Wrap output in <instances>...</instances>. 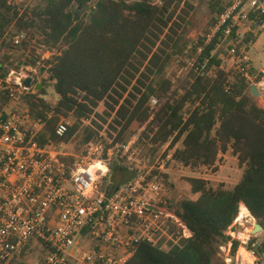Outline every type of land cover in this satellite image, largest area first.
<instances>
[{"label": "trees", "instance_id": "1", "mask_svg": "<svg viewBox=\"0 0 264 264\" xmlns=\"http://www.w3.org/2000/svg\"><path fill=\"white\" fill-rule=\"evenodd\" d=\"M229 5L230 0H205L197 6L194 0H42L22 10L11 0H0V37L9 31L14 37L24 36L17 48L5 41L0 54L27 51L36 39L47 53L57 52L46 63L58 102L45 100L47 81L40 91L22 95V107L33 119L46 120L52 114L41 134L44 144L59 142L57 124L62 116L73 115L77 123L62 141L68 147L78 136L80 145H87L101 126L93 121L94 128L81 130V120L90 118L100 102L110 99L119 105L124 99L115 124L128 129L140 123L145 127L143 140L176 149L175 160L216 170L219 156L231 151L243 169L242 179L231 189L189 178L190 194L196 198H185L171 209L193 236L168 251L141 244L126 264H213L241 204L264 228V108L240 74L232 79V72L222 68L215 52L223 31L208 41ZM204 6L210 22L192 40L191 32L200 27L199 7ZM4 58L10 60L8 54ZM30 62L38 64L35 57ZM173 62L183 72L176 81L166 75ZM11 67L20 69L17 62ZM9 73L0 61V76ZM11 94L2 92L3 105ZM152 97L158 100L153 110L148 106ZM179 144L182 147L176 148Z\"/></svg>", "mask_w": 264, "mask_h": 264}, {"label": "built area", "instance_id": "2", "mask_svg": "<svg viewBox=\"0 0 264 264\" xmlns=\"http://www.w3.org/2000/svg\"><path fill=\"white\" fill-rule=\"evenodd\" d=\"M221 31V42L228 41L222 68L231 64L250 94L256 86L264 98V69H257L249 55L264 38V0H230L213 37ZM15 74L0 76V264H126L141 244L168 251L193 236L165 200L164 175L173 155L146 165L126 182H114L115 168L132 160L130 143L110 141L99 132L83 152H70L62 139L71 125L62 119L55 128L59 142L44 144L41 134L52 114L35 120L28 109L15 107L30 91L23 76L13 82ZM5 90L12 94L3 105ZM150 103L155 107L158 100L152 97ZM92 119L95 115L81 123L94 128ZM243 206L224 233L228 241L217 248L220 264H264V241L258 240L264 230L254 233V217L251 226L248 218L240 220ZM41 249L45 254L29 262Z\"/></svg>", "mask_w": 264, "mask_h": 264}, {"label": "rangeland", "instance_id": "3", "mask_svg": "<svg viewBox=\"0 0 264 264\" xmlns=\"http://www.w3.org/2000/svg\"><path fill=\"white\" fill-rule=\"evenodd\" d=\"M201 1H205V0H194V3L197 6ZM41 2L42 0H11V3L13 5L18 6L22 10L28 8H34L37 5L41 4ZM198 18L201 20L200 27L191 32L189 37L192 40H195L198 34L202 32L204 29H206V27L210 22V12L206 6L199 7ZM214 28L212 29L211 33L208 36V41H211L212 38H214L213 37ZM11 32L12 31H9L6 35L0 37V46L6 41L10 43L13 48H17L16 46H18L19 43L17 44L16 41L17 40L20 41L22 38H24V36L20 35L18 37H14ZM210 36L212 37L209 40ZM227 45H228V41L219 43L215 52L225 60H228ZM56 53H57L56 51H54V53L52 54L47 53V47L42 45L39 39L38 40L36 39L30 42V44L27 47V51L23 52L16 49L13 50L12 52L8 50L2 51V53L0 54V61L6 63L10 72L15 71L17 73L12 76L13 82L18 80V78L21 76H23V78L33 77L34 87L30 89V91L26 92L24 95L33 92V90H35L34 93L37 92L35 89L36 84L42 85V82L47 81L46 83L47 95L44 96V98L46 101L56 104L59 100V96H57V94L54 91L53 81L52 79H50L51 76L48 71L49 67L46 63L47 61L52 60ZM5 54H8L10 56V60L8 61L5 60L4 58ZM32 57H35L38 60L37 66H33L31 64L30 59ZM260 59L262 58L258 57L256 60L259 61ZM12 62H17V66L20 69L17 70L11 67ZM26 64H29L28 67ZM223 67H224L223 69L226 70L227 72H232L231 77L236 74L235 71L233 72V68L231 64L225 63ZM166 75L167 77L175 81L183 77V72L178 62H173L170 65L168 71L166 72ZM125 96H127V94ZM79 97L81 98V96ZM254 99L257 101L259 107L264 108V98L259 97ZM123 102L124 99L120 101L119 105H116L114 101L110 99L100 102L99 105L96 108H94L93 115H95V120L92 119L93 127L95 126L93 121H96L98 125L101 126L99 132L105 134L110 141L130 143V145L132 146V150H131L132 154L130 155L132 160L122 164V166L125 168L124 171L114 170L115 177L113 181L116 183H123L132 179L136 175L142 173L145 170L144 167L146 165L151 166L158 159L163 160L168 155H173L174 158V153L176 150V149L170 150L169 145L157 148L147 140H143L142 133L145 127L138 122H134L128 129L124 128L123 123L122 125H116L114 122L116 118V113L120 108V106L123 104ZM22 105H18L15 107L21 109ZM110 106L114 107L115 110L113 111ZM148 106L150 107L151 110L155 108L151 105L150 102L148 103ZM62 119L68 121L71 126L77 123V120L73 117V115L69 117L62 116L61 120ZM80 124H81L80 125L81 130H84L86 126H83L82 123ZM113 125L115 126L116 129H113L112 127ZM79 142L80 141L78 139V136L73 137L67 149L70 152H75L74 150L79 148L78 152L79 153L83 152L86 148V145H80ZM181 147L182 145L179 144L176 148H181ZM242 175H243V169L239 166L237 158L232 154L231 151H229L225 155L221 154L219 156L216 170L214 168L205 167V166H192V165L188 166L174 159V162L169 163L168 171H166L164 175L168 188V195L165 199L167 206L171 208L177 202L182 201L185 198H192V199L196 198L195 196H192L190 194V185L188 182L189 178H199L206 180L210 187L216 188L220 185H224L227 189H231L240 182V180L242 179ZM109 182L110 179L105 180V185H109ZM258 240L260 242L264 241V233L258 238ZM44 254L45 252L43 249L40 250L39 256L35 252H32L31 255L28 257V260L29 262H36L40 259V255L43 256ZM214 262L215 264H220V262L217 259H215ZM14 264L17 263L14 262Z\"/></svg>", "mask_w": 264, "mask_h": 264}, {"label": "water", "instance_id": "4", "mask_svg": "<svg viewBox=\"0 0 264 264\" xmlns=\"http://www.w3.org/2000/svg\"><path fill=\"white\" fill-rule=\"evenodd\" d=\"M27 67L29 64H26ZM22 84L25 85L27 88L32 89L34 87V79L33 77H27V78H23L22 79ZM42 88L41 84H36L35 89L36 91H40V89ZM251 95L254 98H259L260 97V93L257 89L256 86H252L251 87ZM111 181V178H110ZM113 189V185L110 186V191ZM253 224V218H249L246 222V225L251 226ZM264 228L260 223H256L255 224V229H254V233H257L259 231H263Z\"/></svg>", "mask_w": 264, "mask_h": 264}, {"label": "crops", "instance_id": "5", "mask_svg": "<svg viewBox=\"0 0 264 264\" xmlns=\"http://www.w3.org/2000/svg\"><path fill=\"white\" fill-rule=\"evenodd\" d=\"M249 55L253 61L254 66L257 69H264V38L260 37L255 46H253L250 50H249ZM262 58L259 61L256 60L257 58Z\"/></svg>", "mask_w": 264, "mask_h": 264}, {"label": "bare ground", "instance_id": "6", "mask_svg": "<svg viewBox=\"0 0 264 264\" xmlns=\"http://www.w3.org/2000/svg\"><path fill=\"white\" fill-rule=\"evenodd\" d=\"M253 218V216L251 215V213L249 212V210L247 209V207L243 206L242 210H241V215H240V220H244V219H249V218Z\"/></svg>", "mask_w": 264, "mask_h": 264}]
</instances>
